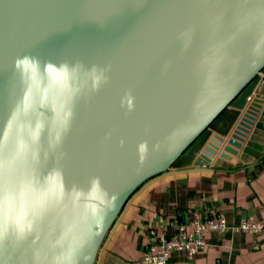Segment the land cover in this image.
I'll list each match as a JSON object with an SVG mask.
<instances>
[{
	"label": "water",
	"instance_id": "obj_1",
	"mask_svg": "<svg viewBox=\"0 0 264 264\" xmlns=\"http://www.w3.org/2000/svg\"><path fill=\"white\" fill-rule=\"evenodd\" d=\"M262 152L264 0H0V264H98L149 182Z\"/></svg>",
	"mask_w": 264,
	"mask_h": 264
},
{
	"label": "crops",
	"instance_id": "obj_2",
	"mask_svg": "<svg viewBox=\"0 0 264 264\" xmlns=\"http://www.w3.org/2000/svg\"><path fill=\"white\" fill-rule=\"evenodd\" d=\"M240 152L242 150H239ZM223 152V146L218 150ZM206 165L202 170L169 172L143 187L130 201L107 239L98 264H143L151 229L175 234L196 216L223 215L228 223L248 216L264 221V152L245 164ZM208 247L195 258L171 254V264H264V233L206 234Z\"/></svg>",
	"mask_w": 264,
	"mask_h": 264
},
{
	"label": "built area",
	"instance_id": "obj_3",
	"mask_svg": "<svg viewBox=\"0 0 264 264\" xmlns=\"http://www.w3.org/2000/svg\"><path fill=\"white\" fill-rule=\"evenodd\" d=\"M211 231L219 233L244 232L251 235L264 233V221L248 216L240 223L230 224L227 219L216 214L212 217H194L189 224L181 225L172 236L157 229L149 232L150 242L142 256L143 264H171L170 257L175 251L182 252L193 259L208 247L206 234Z\"/></svg>",
	"mask_w": 264,
	"mask_h": 264
},
{
	"label": "snow or ice",
	"instance_id": "obj_4",
	"mask_svg": "<svg viewBox=\"0 0 264 264\" xmlns=\"http://www.w3.org/2000/svg\"><path fill=\"white\" fill-rule=\"evenodd\" d=\"M14 194V188L10 180L6 179L0 171V200L8 199Z\"/></svg>",
	"mask_w": 264,
	"mask_h": 264
}]
</instances>
